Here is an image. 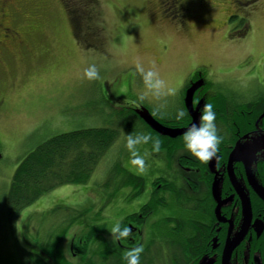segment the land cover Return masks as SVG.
<instances>
[{
	"label": "rangeland",
	"instance_id": "obj_1",
	"mask_svg": "<svg viewBox=\"0 0 264 264\" xmlns=\"http://www.w3.org/2000/svg\"><path fill=\"white\" fill-rule=\"evenodd\" d=\"M66 1L78 12L86 0ZM181 3L183 24L173 16L159 18L156 0H94L86 9L90 18L80 16L90 32L77 40L73 36L76 21L70 19L63 0H14L15 15L9 25L20 39L0 46L6 49L4 55L0 48V261L12 245V231L22 245L47 237L53 243L62 233V257L68 264H80L72 259L78 255L77 245L71 241L74 235L78 238L90 227H98L99 234L108 238L114 223L136 217H126L135 209L132 196L139 195L132 184L125 183L119 191L129 201L120 207L116 202L121 180L118 163L143 176L128 168L131 158L124 145L125 128L137 131L134 118L127 114L129 109L145 113L146 107L162 117H172L183 100L184 86L197 71L209 81L210 93L224 95L234 108L242 107L235 103L263 95L264 0H237L235 13L233 0ZM233 15L235 19L230 18ZM241 19L248 27L243 36L236 34L243 28ZM136 58L146 69L154 66L166 84L176 89L175 95L153 97L149 93L138 99L146 89L135 69ZM91 64L98 69L94 80L84 76ZM114 125L119 127V136L89 182L44 194L19 213L10 231L5 198L18 163L55 135ZM148 145L139 146L145 165L149 164L145 158ZM153 205L149 224L141 234L145 240L160 243L159 247L153 245L152 255L163 260L174 251L169 240L177 242L171 228H177L175 220H179L168 222L165 217L184 221L191 216L188 210L172 206L163 211V205ZM160 245L169 246L162 249ZM101 246L96 240L90 248Z\"/></svg>",
	"mask_w": 264,
	"mask_h": 264
},
{
	"label": "flooded vegetation",
	"instance_id": "obj_2",
	"mask_svg": "<svg viewBox=\"0 0 264 264\" xmlns=\"http://www.w3.org/2000/svg\"><path fill=\"white\" fill-rule=\"evenodd\" d=\"M13 2L14 0H0V46L20 39L19 34L9 25L15 15ZM236 2L237 0H233L235 7ZM183 10L185 8L181 0H156V12L159 18L164 20L173 16L183 24ZM237 11L236 7L232 13ZM242 27L241 30L247 29V23ZM0 48L5 55V47ZM262 84L264 99V83ZM197 91L194 93L192 104L193 108L201 105V113L203 105L209 103L208 94L211 93L209 86ZM249 101H245L242 110H233L234 115L238 113L241 116L240 125L233 123L234 126L231 127L217 126L222 140L218 145L216 159L206 163L199 161L184 150L183 137L180 136L173 139L172 144H167L155 152L152 151L151 145H148L145 158L149 159V164L145 165L144 172H139L130 162L128 168L143 176L121 165L120 171L117 172L120 178L124 177V174L131 175L142 180L143 187L139 195L132 196L131 202H135V209L126 216L136 217L131 218L129 222L125 219L121 221L122 226L126 225L131 229L128 240H113L108 237V243L117 257L124 259L125 250L140 246V261L144 264H223V261L227 262L226 264H264V101H261L252 123L247 119L253 111L248 108ZM179 107L184 108L182 99ZM213 110L217 114L215 107ZM237 143L241 145V151L238 154L239 160H234L231 164V179L228 162ZM169 166L170 170L167 169ZM151 173L155 177L152 178ZM248 175H251L261 190L255 191ZM124 187L118 188L116 202L119 207L129 201V198L122 197L119 192ZM135 193L136 190L134 195ZM138 198H141L140 202L137 201ZM156 203L163 205V211L172 210L173 206L182 212L188 210L191 216L184 221L174 216L165 217L168 222L179 219L183 223L175 220L178 226L171 230L178 236L177 242L169 240V245L178 247L180 251L163 256V260L152 255L151 248L153 245L159 247L160 243L145 240L141 234L145 233L153 213V204ZM185 223H188V226ZM191 239L197 241L194 242L197 243L195 248L193 243L190 248ZM169 245L160 246L163 249ZM70 246L71 249L73 242ZM160 253L164 254L163 251ZM174 253L177 257L173 256ZM72 259H77L83 264L89 257L74 255Z\"/></svg>",
	"mask_w": 264,
	"mask_h": 264
},
{
	"label": "trees",
	"instance_id": "obj_3",
	"mask_svg": "<svg viewBox=\"0 0 264 264\" xmlns=\"http://www.w3.org/2000/svg\"><path fill=\"white\" fill-rule=\"evenodd\" d=\"M63 1L70 19L74 22L76 21L75 25H73L74 38L77 40L80 37L85 39L90 29L83 24L80 16L86 15L87 19L90 18L91 13L86 9L94 4V0H86L84 9L78 10L79 13L70 7V4L66 0ZM253 1L255 2L256 0ZM86 18H83V20ZM231 19H235V17L233 16ZM239 24L244 26L245 22L241 20ZM247 31L248 29L244 28L236 34L243 36ZM200 79L203 80V85L199 89L202 87L204 88V86H211L209 81L207 80V82L205 80L206 78L203 72L197 71L189 77L184 89H187ZM184 89V95L182 96L183 103L186 92V90L184 92ZM193 96L192 103L194 99ZM208 97V102L217 109L216 126L231 127L234 126L233 123L237 125L241 124V116L238 113L234 115V107L229 104L233 101L230 102L224 98V95L213 92L208 94ZM262 97L263 95L257 96L249 101L250 104H248V108L253 109L252 113L247 118L250 123L253 122L261 101H264ZM244 103L245 101L239 103V105L242 104V107L236 108L237 111L244 108ZM145 109L155 122L168 129H184L191 122L185 103L184 110L187 116L179 120L175 118V114L172 117H162L159 113H154L149 108L145 107ZM139 112L140 110L137 109H129L127 113L135 120L134 123L135 126H137L135 130L146 132L153 138L159 139L160 148L173 143V139L175 138L163 136L151 128L140 116ZM117 128H119L118 125H114L111 127L88 128L62 133L49 138L31 150L18 163L6 193L5 214L10 231L19 213L44 194L65 185L86 184L89 182L99 161L118 138L120 130ZM125 129L127 134L131 132L130 129ZM181 136L183 137V135ZM148 144L151 145V141H149ZM117 168L118 171H120V163H118ZM114 170H116V168H114ZM142 182L143 181L138 178L132 177L131 175L125 176L124 174V177L118 182L117 188H121L125 183L132 184V186L136 188L137 193L140 194L141 188L143 187ZM99 233L100 230L98 227H90L85 235L78 238L74 235L72 238L71 241L74 240L73 242L78 246V255L89 257L87 261L84 260L83 264H126L124 259H121L120 256H116V252L108 243L109 238ZM14 234L15 233L12 234L11 231L12 245L8 246L9 248L7 247V255L0 261V264H68L62 257L63 253L60 247L64 234L60 233L53 243L50 241L49 237H47L41 241H33L31 244L28 243V245L19 243ZM196 239H198V237L195 238V240ZM96 240H99L102 246L100 248H90L91 244ZM194 242L197 241L191 239L189 242L191 243L190 248H192V243L193 248H195L197 243ZM174 251L179 252L180 249L174 247ZM173 256L177 257L176 253H174ZM140 264H144L143 261H140Z\"/></svg>",
	"mask_w": 264,
	"mask_h": 264
},
{
	"label": "clouds",
	"instance_id": "obj_4",
	"mask_svg": "<svg viewBox=\"0 0 264 264\" xmlns=\"http://www.w3.org/2000/svg\"><path fill=\"white\" fill-rule=\"evenodd\" d=\"M135 69L140 74L143 86L146 89L138 99L143 100L149 93L153 97L175 95L176 89L166 84L155 67L145 68L139 58L134 61ZM84 76L89 80L98 77V69L95 64L89 65L84 69ZM154 111H158L154 109ZM186 115L183 107L176 109L175 118L182 119ZM216 113L211 103L204 104L198 123L192 124L183 134V147L188 153L201 162H208L217 158L218 145L222 137L218 134L216 126ZM151 141L152 151H158L160 148L159 139L153 138L150 134L143 131H135L126 134L124 145L128 150L131 163L139 172L145 171L144 155L140 154L139 146L148 144ZM147 153L145 152V155ZM131 229L119 221L110 227V234L113 240L129 238ZM142 247L127 249L123 252V258L126 264H140V253Z\"/></svg>",
	"mask_w": 264,
	"mask_h": 264
},
{
	"label": "water",
	"instance_id": "obj_5",
	"mask_svg": "<svg viewBox=\"0 0 264 264\" xmlns=\"http://www.w3.org/2000/svg\"><path fill=\"white\" fill-rule=\"evenodd\" d=\"M203 85V80L200 79L193 83L185 92V97H184V103L185 107L189 113V116L191 118L190 124L184 128V129H168L165 127H162L160 124L154 121V119L148 114V112L143 113V110H140L139 114L140 116L144 119V121L151 126L154 130H156L158 133L162 134L163 136H168L170 138H176L177 136H181L184 134L185 130L190 127L194 123H198L200 119V113L198 107L195 109L192 106V96L193 93L199 89ZM241 151V145L239 143L236 144L235 148L233 151L230 153L229 156V162H228V168H229V175L230 178H233V174L231 173V164L234 160H239L238 154ZM249 181L254 187L255 191L261 190L256 182L253 180L251 175L249 176ZM227 262L223 261V264H226Z\"/></svg>",
	"mask_w": 264,
	"mask_h": 264
}]
</instances>
